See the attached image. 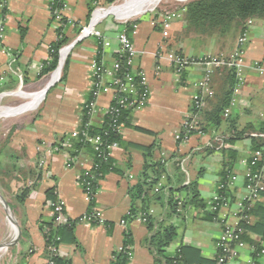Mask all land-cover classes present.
I'll return each instance as SVG.
<instances>
[{
  "label": "crops",
  "instance_id": "obj_1",
  "mask_svg": "<svg viewBox=\"0 0 264 264\" xmlns=\"http://www.w3.org/2000/svg\"><path fill=\"white\" fill-rule=\"evenodd\" d=\"M49 4L50 0H8L6 33L0 43L1 109L20 107L15 106L19 98L23 95L32 97L45 90L56 72L41 75L60 29L52 18ZM65 4L64 16L72 21L62 29L67 38L65 46L71 45L88 23L90 8L110 5L108 0H66ZM158 14L157 11L134 20L136 30L131 33L138 51L135 63L148 76L150 98L144 108L131 111L127 117L121 142L112 152L118 171L106 173L100 181L96 208L110 227L77 223L73 230L76 242L64 235L60 244L59 256L69 264H110L113 253L123 246L126 233L130 235L132 246L129 264H154V255L146 244L150 235L147 225L137 218L122 223L132 206L129 189L138 182L147 154L152 161H165L162 180L167 189L179 188L182 179L184 183L196 180L201 197L208 201L215 194L221 178L226 159L220 150H208L211 145L217 148L216 138L228 137V122L208 129L205 134L192 135L185 144L176 139L183 121L192 117V103L201 90L197 83L211 65L194 64L178 71L173 57L177 48L183 49L185 56H231L239 32L231 39L218 41L216 45L207 44L198 50L176 47L174 35L180 33L182 14L179 20L173 21L169 38L160 28L161 16ZM253 23L245 46V82L231 109L236 127L248 133L255 132L264 121V23ZM99 25L98 29L110 40V45L100 46L95 36L75 43L66 58L65 78L62 80L61 75L54 81L36 108L0 117V247H7L5 251L0 250V264L47 262L49 253L41 222L52 217L49 190L64 202L68 219H79L89 208L80 185L84 166L90 164L89 151L83 150L68 166L70 152L48 151V146L80 127L82 106L90 97L98 57L106 69H111L116 61L119 53L116 36L125 25L106 20ZM106 81H109L108 77ZM220 81V74L215 73V86ZM111 101V93L98 98L95 124L100 123ZM231 148L237 152L232 164L235 179L231 196L234 202L223 208L220 215L235 211L246 194L251 139L245 137ZM152 209L156 220L165 217L164 204L153 202ZM185 215L190 222L186 219L181 224L188 222L192 228L185 227L181 240L199 248L204 256L213 258L221 234L220 223L204 220L202 213L193 208ZM258 220L259 216L255 214L254 221ZM252 238L255 236L251 235ZM251 259V248L246 246L237 263L249 264ZM260 264H264V255Z\"/></svg>",
  "mask_w": 264,
  "mask_h": 264
},
{
  "label": "trees",
  "instance_id": "obj_2",
  "mask_svg": "<svg viewBox=\"0 0 264 264\" xmlns=\"http://www.w3.org/2000/svg\"><path fill=\"white\" fill-rule=\"evenodd\" d=\"M116 1L108 0L110 4ZM93 10L90 8L89 20ZM182 13L184 14L188 29L192 31L194 29L201 34L207 35L219 32L224 36L234 28L236 32H239L240 37L247 29L249 32L251 25L254 24L253 21H261L264 23V0H193L183 7ZM249 20L252 21V24L248 26ZM133 24L136 23L134 21L127 23L126 28L128 34L132 33ZM62 29L63 27L58 30V38L51 45L50 58L44 63L41 75L56 70L59 65L60 51L67 42V38H65ZM22 35H24V31ZM100 46L103 45L100 44ZM180 55L185 56L183 52ZM116 61L124 62L120 53H118ZM97 65H102L99 57L97 59ZM67 70L68 63L66 61L63 67L62 80L65 78ZM120 72H125V70L121 69ZM215 73L220 74L221 81L218 86H215L214 82ZM237 81L234 68L225 66L222 68L217 67L211 74L213 95L206 99V105L204 107H198L195 101L192 103L191 120H193L194 116H197L200 120L199 128H192L190 130L191 135L205 134L210 128L220 127L224 121L229 123L230 132L228 137L216 138L215 141L218 143L217 148L215 145H211V148L208 150L209 152H212L213 148L220 150L226 159L223 164L221 178L213 197L208 201L204 200L200 195L199 185L196 180L184 183L182 179L179 188L167 189V185L162 180L165 161L163 159L152 161V158L148 154L146 156L144 170L138 182L129 189L132 206L123 220L126 223L131 219L137 218L147 225L150 235L146 239V244L154 255V264H218L219 251L217 249V243L219 238L216 241V253L213 258L204 256L199 248L183 242L181 240L182 238L180 239L181 241L176 242L179 237L180 226H182L181 223L187 219L185 212L189 208H193L196 212L202 213L204 220L219 222L221 210L232 205L234 199L231 196V186L235 179L232 164L237 158V152L231 147L237 141L248 137L251 139L252 144V153L247 161L245 189L248 181V169H251L252 173H256L264 166V137L252 135L254 133L264 134V121L255 129V132L248 133L246 130H239L236 127V121L231 117V110L227 116L225 115V110L228 108L232 109L233 107L232 102L236 96L234 88ZM91 98L92 93H90L88 99ZM131 111L133 110H122L119 121L123 123V127L126 125L127 117ZM88 121L89 117L83 109L80 129H84ZM110 121V116L104 111L100 123L95 124L93 122L88 129V135H98L101 137L103 142L100 147L101 150H105V145L113 142H116L119 146L122 139V132L111 127ZM69 135L61 140L69 138ZM181 136H184L183 132ZM71 141L73 145L70 152L73 157L78 156L83 150H87L93 162L97 164V167L91 170L97 179L94 181L89 177L85 178V182L90 181L92 185L93 197L89 202V208L87 210V213H91L92 209L96 207V195L100 181L106 173L116 171L117 168L115 167L112 155H107V152L104 155L105 153L96 150L94 145L88 142L82 135H79L77 138H71ZM177 141L180 143L179 140ZM220 141L223 142L221 146H219ZM147 149L149 150V148ZM255 151H261L263 157L255 164H252ZM83 172L84 170L81 176ZM181 173L184 175L183 172ZM82 181H84V175L80 179L81 183ZM48 194L52 202L57 201V196L53 190H49ZM215 197L218 198L215 199ZM227 201L228 206H224ZM153 202L166 206V215L162 220L158 221L155 219V214L152 209ZM213 206H217V209L214 210ZM247 214L251 217L252 223H243V232L240 237L246 243V246L251 248L252 259L249 264H260V259L264 255L262 252L264 249V192L261 193L259 199L252 202L249 209H247ZM255 214L259 216L258 221H254ZM54 221L55 216L52 215L51 219L42 220L41 222V229L44 232V237L47 239H45L46 245L53 243L60 246L64 235L68 236L70 241L76 242L73 230L74 226L79 223V219H70L69 223L64 225H55ZM103 224L110 227L107 222ZM251 235L255 236V238L251 239ZM125 237L122 246L123 249L113 253L110 264H129L131 258L127 253V248L131 247L132 250L129 233H126ZM54 262L55 264H69L68 261L61 259L60 256L55 257Z\"/></svg>",
  "mask_w": 264,
  "mask_h": 264
},
{
  "label": "built area",
  "instance_id": "obj_3",
  "mask_svg": "<svg viewBox=\"0 0 264 264\" xmlns=\"http://www.w3.org/2000/svg\"><path fill=\"white\" fill-rule=\"evenodd\" d=\"M66 0H50V11L54 22L58 26L64 27L67 24L72 23L70 19H67L64 16V9L66 6ZM8 9V0H0V43L4 39L6 33V15ZM107 8L97 7L93 10L92 15L88 23L82 27L80 33L76 40L71 44L63 47L60 51V59L62 62V53L65 48H71L75 43L90 37L95 36L99 39L100 44L103 46L110 45V40L98 29V25L105 18L97 19V15L102 11H105ZM134 21V20H131ZM129 19H125L122 23L125 25L124 29L120 31L116 38L119 43V53L124 59V62L115 61L111 69H106L103 65L98 66L96 63V70L93 74V82L91 87L92 98L84 102L82 110L84 109L89 117V121L85 125L84 129L77 128L73 130L69 138L61 140L55 144L48 146V151H60L65 150L70 152L72 148L71 138H77L79 135H82L88 142L94 145L95 149L104 155H112V152L117 148L118 144L116 142L109 143L105 145V150H101L102 140L100 136H90L88 135V129L93 123L94 117L99 112L98 107V98L105 93L112 94L111 104L105 109V113L110 116V125L119 132L123 130V123L120 122V116L123 109H132L139 110L144 108L150 98V86L148 82V76L146 72L136 66V58L138 57V51L134 45V42L131 38V34L127 32V23L131 22ZM252 24V21H248V26ZM136 30V24L132 25V33ZM164 36L167 37V32H163ZM248 41V29L243 32L237 41V46L234 52L229 58H221L215 62L206 61L205 64L211 65V68H207L202 79L197 83L200 87V93L194 97V101L198 107H204L206 105V99L213 95V89L211 88V74L213 72L214 65H226L230 68H234L237 75V84L234 88L235 95H237L244 84V67H245V46ZM173 61L178 67V71L194 65L197 62L192 61L189 57L176 54L173 57ZM258 66V62L255 63ZM121 69H124L125 72H120ZM106 77L109 78V81H106ZM235 103V98L233 99L232 105ZM230 108L225 110V115L227 116L230 113ZM192 128H199V119L197 116L193 117V120H185L182 125V130L176 135V139L180 141L181 144H185L191 138L190 130ZM184 133V136H181V133ZM254 136L264 137V134H252ZM219 140V139H217ZM223 145V142L220 141L219 146ZM70 159L68 166L72 165V162L77 159L78 156H72L70 152ZM263 157L261 151H255L253 154V162L255 164L258 160ZM42 165V164H41ZM97 164L90 160L88 166H84V172L80 179L83 178L84 181L80 182L84 195L88 200V203L93 197L92 185L90 181L85 182V178L89 177L91 180H96V175L92 173V168H96ZM248 181L246 183V194L243 196V199L238 202V207L235 211L230 213L232 215V220L230 217L225 216V214L220 215L219 223L221 225V234L217 243L218 249V264H237V260L241 255V250L246 247V243L241 240V234L243 232V223L250 224L252 223L251 217L247 214V209L251 206L252 202L259 199L261 193L264 192V166L257 171L252 173L251 169H248ZM84 184V185H83ZM218 197H215L217 199ZM50 206L52 209V215L55 216V225H64L68 224L69 220L65 216V207L64 202L57 197V201H50ZM228 206V201L224 204ZM213 209L216 210L217 206H213ZM85 222L92 225L103 224L101 212L94 207L91 213H84L79 218V223ZM122 223H125L122 220ZM46 239V237H45ZM47 240V239H46ZM121 247L119 250H122ZM0 250H7V247L2 246ZM47 250L49 253V258L45 264H55L54 258L58 257L60 254V246H57L53 243L47 245ZM264 253V249L262 250ZM127 253L129 257H132L131 247L127 248Z\"/></svg>",
  "mask_w": 264,
  "mask_h": 264
},
{
  "label": "rangeland",
  "instance_id": "obj_4",
  "mask_svg": "<svg viewBox=\"0 0 264 264\" xmlns=\"http://www.w3.org/2000/svg\"><path fill=\"white\" fill-rule=\"evenodd\" d=\"M124 1L125 0H117L113 4L105 5L104 8L110 9V8H113V7H118V6L122 5L124 3ZM190 1H193V0H161L154 7V9H148V10H146L145 12H143L141 14H138V15H135V16H131V17H128V18H119L118 16H115V14H109L103 20H106V21H109V22H113V23H122V21L125 20V19H129L130 21L131 20H136V19H138V18H140V17H142L144 15L153 14V13H156L158 11L160 13L158 15L161 16L160 17V22H159L160 28H161V30L163 32L164 31L167 32V37L169 38L170 34H171L170 31H171V27H172L173 21L174 20H179L180 19L179 17L182 14L180 20L183 21V24H182L181 29L179 31L180 33L177 34V35H174V38H175V41H176V47H182L183 46L184 48L186 47V49L193 48L194 50H198L200 47L202 48V46H205L207 44L216 45V43L218 41H224V39H227V40L231 39L235 33H238V32H236V29H234V28L231 31H229L224 36L221 35L219 32H215V33H212L210 35H207V34H201L200 32H198V31H196L194 29H193V31L188 29L186 20L184 18V14L182 12H183V7H185V5L188 4ZM251 27H252V25H251ZM178 49L179 48H177V50L175 51V55L176 54H180L183 51V49H180V50H178ZM221 55L222 54H220V55H213V54L210 55L209 54L208 56L207 55H203V56H200V55L199 56H194V55L187 56L186 55V56L189 57L192 61H196L197 62L196 64H205L206 61L215 62L216 60H220L221 58H229V56H230V55L229 56L225 55L226 57H223ZM65 62H66V60H65ZM190 66H192V65H190ZM224 66L228 67L226 65H216V64L214 65L215 70L217 69V67H221L222 68ZM63 67H64V65H63ZM63 67H62L60 76L62 75ZM244 82H245V75H244ZM217 85H220V83L218 82ZM27 98H29V99H27ZM19 99L20 100L17 103V105H15L16 107L17 106L22 107V106L26 105L31 100V97H28V96L25 97L23 95V97H21ZM0 106H2L1 103H0ZM37 106L31 107V108H28V109H34ZM2 109H7V108L3 107ZM8 109H10V108H8ZM14 109H16V108H14ZM189 119H191V116H190V118L188 117L185 120H189ZM185 120L183 121V123L185 122ZM226 215H227V217H229L230 214L226 213L225 216ZM231 217H232V215H231ZM187 220H188V222H190L189 219H187ZM188 222H186L182 226H180L179 237L177 238L176 242L180 241V239L182 238L183 231H184L185 227L192 228L191 226L188 225Z\"/></svg>",
  "mask_w": 264,
  "mask_h": 264
},
{
  "label": "bare ground",
  "instance_id": "obj_5",
  "mask_svg": "<svg viewBox=\"0 0 264 264\" xmlns=\"http://www.w3.org/2000/svg\"><path fill=\"white\" fill-rule=\"evenodd\" d=\"M160 1L161 0H125L122 5H120L118 7L106 9L105 11H102L101 13H99L97 15V19L104 18L109 14H115V16H118L119 18H128L131 16L141 14L148 9H154V7ZM69 52H70L69 47L65 48L63 50L61 65H60L59 69L52 75V79L50 82H54L60 78L62 67L65 63V60H66ZM44 93H45V90H42L39 93H36L35 95H33L31 97V100L26 105L19 107L18 109L17 108L16 109H11V108L10 109H1L0 108V117L2 115L13 114V113L20 112V111H23L25 109L39 105L44 98ZM27 99H29V98H27ZM11 228H13V227H11Z\"/></svg>",
  "mask_w": 264,
  "mask_h": 264
},
{
  "label": "water",
  "instance_id": "obj_6",
  "mask_svg": "<svg viewBox=\"0 0 264 264\" xmlns=\"http://www.w3.org/2000/svg\"><path fill=\"white\" fill-rule=\"evenodd\" d=\"M60 65H61V59H60V61H59V65H58L56 71L59 69ZM53 84H54V82H53V83L51 82V83L48 84V86L45 88V93L47 92V90H48ZM45 93H44V94H45Z\"/></svg>",
  "mask_w": 264,
  "mask_h": 264
}]
</instances>
